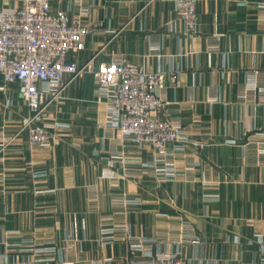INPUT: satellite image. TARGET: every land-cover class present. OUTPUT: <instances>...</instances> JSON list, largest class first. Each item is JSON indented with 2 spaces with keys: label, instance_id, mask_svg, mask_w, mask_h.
I'll list each match as a JSON object with an SVG mask.
<instances>
[{
  "label": "crops",
  "instance_id": "0c3cea01",
  "mask_svg": "<svg viewBox=\"0 0 264 264\" xmlns=\"http://www.w3.org/2000/svg\"><path fill=\"white\" fill-rule=\"evenodd\" d=\"M69 2H54L53 10ZM81 2L87 12L76 7L72 15H82L91 32L74 59L82 65L93 58L98 67L123 56L151 72L178 70L177 86L167 78L159 93L168 102L166 115L179 120L197 145L175 152V179L161 182L152 170L140 180L105 177L114 157L110 169L121 177L150 153L139 155L126 139L106 136L108 107L87 74L45 99L47 122L68 125L51 129L57 135L53 149L31 152L26 134L3 145L28 114L12 86L14 104L0 110V252L4 242L17 243L10 257L21 260L35 243L65 247L66 258L77 264L142 260L143 251L131 252L119 239L122 229L113 242L103 240L110 234L103 219L116 211L113 200L127 197L141 201L125 221L135 238L153 240L145 250L180 252L191 264H263L264 158L257 163L242 145L254 132L264 136V104L251 98L255 82H264V0H198L193 37L179 21L168 29L174 0ZM7 98L0 92V101ZM123 221L118 216L115 224Z\"/></svg>",
  "mask_w": 264,
  "mask_h": 264
},
{
  "label": "built area",
  "instance_id": "2783aa9c",
  "mask_svg": "<svg viewBox=\"0 0 264 264\" xmlns=\"http://www.w3.org/2000/svg\"><path fill=\"white\" fill-rule=\"evenodd\" d=\"M0 1V78L3 80L0 92L8 95L5 101H0V110L13 106L9 94L14 85L28 109V114L20 121L19 130L13 137H5L3 145L18 135L26 134L31 152L53 149L57 135L51 129L57 130L68 125L47 122L45 113L50 101L45 102V99L57 96L73 79L87 74L98 84V100L104 101L108 107L110 131L106 136L126 139L139 155L150 153L147 161L138 158V168H124L121 177L115 176L110 169L114 166V157L108 161L103 175L111 179L131 177L140 180L144 173L152 170L161 182L177 178V171L171 162L175 152L186 149L191 143H197L190 140L187 128L179 120L166 115L168 102L159 90L166 86L167 78L170 86L175 88L180 72H168L162 68L151 72L144 65L131 63L123 56H117L110 63H102L98 67L94 66L93 58L80 65L74 58L84 50L85 41L91 32L83 23L82 15H72L76 7H79L82 14L87 12V6L81 0H70L66 9L56 11L53 10V3L61 0ZM197 3L198 0H174L175 18L168 22V29L174 31V24L179 21L184 24L185 34L193 37L198 26ZM259 10V21L264 23V2L259 4ZM261 31L264 32V28ZM253 72L256 76L260 75L257 69ZM252 95L254 102L264 104V82H255ZM261 135L254 132L242 145L244 152L256 156L257 163L264 158V136ZM121 159L124 162L123 156ZM41 175L35 174V177ZM96 198V193L91 196V199ZM140 203L139 199L127 197L113 200L112 205L116 211L103 219V225H110L104 228L105 233H110L103 239L105 243L113 242L117 237L116 230L122 229L119 239L128 243L130 251H143L144 259L130 261L128 264H191L180 252L145 250L146 243L153 240L137 239L131 234L125 217L131 207ZM118 216L124 217L120 225L115 224ZM193 242L199 243L196 238ZM3 247L0 264H77L66 258L65 247L37 246L32 243L27 247L30 255L21 260L10 257L12 248H20L17 243L4 242Z\"/></svg>",
  "mask_w": 264,
  "mask_h": 264
}]
</instances>
